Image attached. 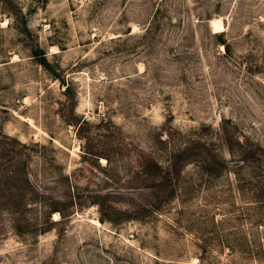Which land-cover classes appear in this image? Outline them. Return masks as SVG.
<instances>
[{
  "label": "rangeland",
  "instance_id": "obj_1",
  "mask_svg": "<svg viewBox=\"0 0 264 264\" xmlns=\"http://www.w3.org/2000/svg\"><path fill=\"white\" fill-rule=\"evenodd\" d=\"M0 264H264V0H0Z\"/></svg>",
  "mask_w": 264,
  "mask_h": 264
},
{
  "label": "bare ground",
  "instance_id": "obj_2",
  "mask_svg": "<svg viewBox=\"0 0 264 264\" xmlns=\"http://www.w3.org/2000/svg\"><path fill=\"white\" fill-rule=\"evenodd\" d=\"M210 24L215 32H219L223 28V23L221 19H213L211 20Z\"/></svg>",
  "mask_w": 264,
  "mask_h": 264
}]
</instances>
